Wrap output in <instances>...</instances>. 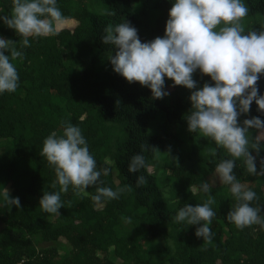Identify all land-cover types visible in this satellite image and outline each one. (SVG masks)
I'll return each instance as SVG.
<instances>
[{
	"label": "trees",
	"instance_id": "16d2710c",
	"mask_svg": "<svg viewBox=\"0 0 264 264\" xmlns=\"http://www.w3.org/2000/svg\"><path fill=\"white\" fill-rule=\"evenodd\" d=\"M245 3L246 31L264 28V0ZM57 6L69 26L30 38L23 58L13 61L20 76L17 90L0 94V193L6 188L21 203L10 206L0 195V264H264V229L240 230L226 220L235 201L220 181L211 190L217 213L211 244L195 236L198 225L174 222L179 207L207 200L208 194L198 190L200 182L212 181L216 164L231 157L209 137L188 131L189 96L195 89L173 86L165 77L170 95L153 98L147 86L113 71L112 46L102 42L103 29L124 20L137 28L142 42L163 36L171 0H57ZM11 9L12 0H0L4 15ZM0 34L21 39L3 23ZM193 79L198 87L214 83L199 71ZM257 86L264 94V75ZM254 116L264 119L255 101L238 120L242 124ZM62 120L82 129L98 167L111 168L101 177L104 185L131 184V192L100 205L91 199L95 186L86 189L89 195L69 186L61 193V215L41 209L43 192L60 186L51 187L55 171L40 151L47 135L61 131ZM248 135L252 142L259 135L264 144V131L250 129ZM141 151L148 167L130 173V158ZM260 157L264 151L257 156V171ZM236 163L238 179L258 194L251 203L264 212V176ZM140 174L148 182L136 187ZM126 216L132 224L124 223ZM154 239L163 242L156 245Z\"/></svg>",
	"mask_w": 264,
	"mask_h": 264
},
{
	"label": "clouds",
	"instance_id": "9594fccd",
	"mask_svg": "<svg viewBox=\"0 0 264 264\" xmlns=\"http://www.w3.org/2000/svg\"><path fill=\"white\" fill-rule=\"evenodd\" d=\"M171 3L164 35L150 41L142 42L137 28L125 20L108 24L101 36L105 45L112 46L108 59L114 72L130 83L147 86L155 99L170 95L165 90V77L173 81V86L195 89L189 96L188 131L209 137L231 157L220 159L215 166L219 181L229 186L235 201L226 220L240 230L254 225L258 226L254 230L264 229L261 205L251 203L259 199L257 192L242 183L234 171L237 160L242 159L249 174L264 176V157H260L259 171L256 163L264 144L257 135L250 147L248 135L250 129L264 131V119L254 116L244 119L242 124L238 120L250 112L253 101L264 112V94H260L257 86L264 75V28L246 31L242 23L249 12L245 0H171ZM66 19L57 0H12L10 14L4 15L0 10V23L21 37L13 41L0 34V94L17 90L20 76L13 61L23 58V49L31 47L30 38L57 34L58 26ZM197 71L210 76L214 83L205 82L198 87L193 79ZM250 149L256 150L257 155ZM40 155L54 168L56 180L51 187L60 186L59 191L43 192L39 206L45 213L61 215V193H66L69 186L85 195H89L86 190L89 186H95L91 199L100 205L133 190L131 184L115 189L104 185L101 177L109 175L111 168L97 166L82 129L68 120L61 121V131L54 130L44 138ZM146 167L143 151L131 156L130 173ZM147 182L140 174L136 187ZM214 183L202 180L198 190L208 194L207 200L195 206L185 203L173 217L176 223L198 225L195 236L209 244L215 236L211 225L217 215L212 207ZM0 195L6 204L21 207L20 198L10 197L6 188ZM122 220L125 224L133 223L131 216Z\"/></svg>",
	"mask_w": 264,
	"mask_h": 264
},
{
	"label": "rangeland",
	"instance_id": "374dc122",
	"mask_svg": "<svg viewBox=\"0 0 264 264\" xmlns=\"http://www.w3.org/2000/svg\"><path fill=\"white\" fill-rule=\"evenodd\" d=\"M68 26H69V24L65 21V23L62 24V25H59L57 29L65 28V27H68ZM251 142H252V141L250 140V143H251ZM250 151H251V153H252L254 156L257 155L256 150H254V149H250ZM263 151H264V149H261V151H260L259 154H261ZM238 161L243 162L242 159H238ZM212 181H215V183L219 182V178H218V176L213 177ZM212 181L210 180L209 182H212ZM2 227H3V224L0 222V230L2 229ZM143 242L147 245V242H146L144 239H143ZM161 242H163L161 239H154V240H153V244H156V245H157V244H161Z\"/></svg>",
	"mask_w": 264,
	"mask_h": 264
}]
</instances>
